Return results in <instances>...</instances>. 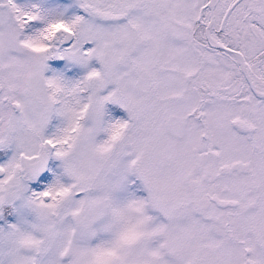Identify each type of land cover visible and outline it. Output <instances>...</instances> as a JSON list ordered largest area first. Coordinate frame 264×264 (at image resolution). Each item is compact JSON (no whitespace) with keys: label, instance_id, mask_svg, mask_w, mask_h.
<instances>
[{"label":"snow or ice","instance_id":"obj_1","mask_svg":"<svg viewBox=\"0 0 264 264\" xmlns=\"http://www.w3.org/2000/svg\"><path fill=\"white\" fill-rule=\"evenodd\" d=\"M0 264H264V0H0Z\"/></svg>","mask_w":264,"mask_h":264}]
</instances>
